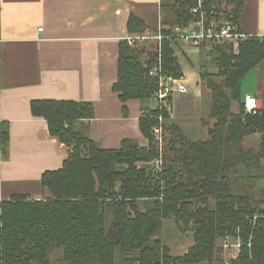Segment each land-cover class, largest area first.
<instances>
[{"label": "trees", "instance_id": "1", "mask_svg": "<svg viewBox=\"0 0 264 264\" xmlns=\"http://www.w3.org/2000/svg\"><path fill=\"white\" fill-rule=\"evenodd\" d=\"M196 5L197 0H161L156 31L129 15L130 36L153 32L161 39L148 51L145 46L134 47L138 41L119 42L112 90L122 103H146L159 76L182 77L172 47L177 40L174 29L186 28L199 17L191 11ZM242 6V0H201L203 22L221 19L239 26ZM203 44L197 46L199 77L210 92L208 117L214 122L203 141H189L175 124L163 125L170 131L169 144H181L167 147L177 156L170 166L165 163L167 170L159 177L135 163L157 155L150 132L159 118L170 116L171 95L165 98L167 106L157 101V106L141 109L138 126L143 138L149 139L146 147L123 139L115 149L100 147L76 129L80 119L92 116L89 103L31 101V113L45 119L49 133L71 150L60 168L42 173L40 199L15 194L0 201V264H52L53 252L65 264H116L117 253L124 264L134 252L136 264H167L171 257L153 236L169 216L182 226L191 224L193 230L194 245L184 255L172 257L177 264L212 260L217 238L227 237H238L240 250L235 258L218 264H264V111L247 112L241 97L243 78L264 59V39L247 35L237 52L225 42ZM145 52L148 57L141 62ZM154 64L159 69L155 78L149 76ZM233 101L236 112L231 110ZM255 133L260 134L258 149L243 148L244 138ZM8 141L2 130V150ZM256 180H262L260 192L247 193L245 185ZM139 200L149 201L144 212L139 211Z\"/></svg>", "mask_w": 264, "mask_h": 264}, {"label": "crops", "instance_id": "2", "mask_svg": "<svg viewBox=\"0 0 264 264\" xmlns=\"http://www.w3.org/2000/svg\"><path fill=\"white\" fill-rule=\"evenodd\" d=\"M242 1L240 31L264 39V0ZM130 14L156 31L161 0H0V137L2 130L9 135L5 150L0 143V201L15 194L39 199L42 173L60 168L71 150L49 133L45 119L31 113L32 100L89 103L92 116L80 119L76 129L104 149L118 148L123 139H144L141 109L154 105L122 103L112 90ZM184 42L172 45L185 87L172 93L171 116L178 120L201 118L210 106L196 70L199 48ZM246 95L264 111V59L243 78L242 99Z\"/></svg>", "mask_w": 264, "mask_h": 264}, {"label": "rangeland", "instance_id": "3", "mask_svg": "<svg viewBox=\"0 0 264 264\" xmlns=\"http://www.w3.org/2000/svg\"><path fill=\"white\" fill-rule=\"evenodd\" d=\"M192 11V9H191ZM194 13V12H193ZM202 14L203 17L205 16V12L202 10ZM201 20L200 17H196L195 20L191 21L186 28L188 30H192L198 27L197 22ZM181 28V27H180ZM179 28H175L174 32L177 33ZM147 36H151L154 37L155 34H153V32L150 33H145ZM179 39V38H176ZM179 40H183L184 39H179ZM177 42V40H174ZM186 43L188 41H185ZM184 42V44H186ZM209 40L206 42L208 43ZM205 43V42H204ZM203 44L207 45V44ZM227 44H229V42H225ZM183 44V45H184ZM189 45L195 46L193 44H190L189 42L187 43ZM186 44V45H187ZM150 45L153 46L152 49L155 48V46L158 47V40L155 38H151L148 40H146L145 43L139 42L136 43V46H145L146 50L148 51L149 49H151ZM231 45V44H229ZM234 52H237L238 48H234L232 47ZM206 47L204 48V51H206ZM198 52V51H197ZM194 55V58L197 60L196 61V70L199 73V62H198V54ZM199 56H200V51H199ZM148 57V54L142 53L140 55V61L144 62ZM156 68L155 64L150 68V70ZM214 71V66L212 67ZM150 77L155 78L153 75H150ZM175 79V78H174ZM157 89L155 91L158 90L159 88V84L157 85ZM154 91V92H155ZM154 92L151 94V96L149 97L148 100H145L146 103H151L154 106L158 105V100L154 97ZM172 96V94H171ZM172 99V97H171ZM158 101V102H157ZM162 104H164L165 106H167L166 101L163 100L161 101ZM171 110V107H170ZM231 110L232 112H236L237 111V103L235 101L232 102L231 104ZM209 114V112H208ZM208 114H204L201 118H197V119H187V120H178V119H174L171 116V111H170V116L167 119H159L158 120V126L160 127V131L158 133L154 132L152 130V128L156 125H154L151 128V132H150V137L152 139V144L155 146L156 150H157V155L155 157H153L151 160L148 161H137L135 163L137 168H142L145 167L147 168L148 171H150V173L153 174L154 177H159L160 175L162 176L163 171H166L167 168L165 169V163L167 166H170L171 161L173 158H175L177 155L170 151L167 150V147H171V146H176L178 148H180V144L181 143H170L169 144V132L170 131H166L163 128V125L167 126V124L172 123L175 124L177 126V128L180 129V133L181 135L183 134L189 141H198V140H206L208 138V129L209 127L212 126L214 119L209 118ZM257 133L255 134H251L248 135L244 138L243 143H242V147L243 148H251L253 150H257L258 149V145H259V141H260V134H257L258 137H256ZM175 135V134H173ZM138 142V141H137ZM149 143V139L144 138L143 140L139 141L138 144L140 146H147ZM172 156V158H171ZM169 160V161H168ZM263 165H264V159L262 161ZM246 189H247V193H252V194H258L261 190L262 187V180H256L255 183H252L251 185H245ZM31 199H33V197H30ZM35 199V198H34ZM40 199V198H39ZM149 201L146 200H139L138 201V207H139V211L140 212H144V210L146 209L147 205H149L148 203ZM159 238L161 240V242L163 243V245L165 246L166 249V254L167 256L171 257L170 262H167V264H177L172 257H178V256H182L184 255L186 252H188V250L194 245V238H193V230L191 227V224H189L188 226H182L181 224H178L174 221L172 216H169L166 219H163L161 227L159 228V230L157 231L156 235L153 236V238ZM240 246H241V241L238 237H227V238H217L216 240V248L214 250V253L212 255V260H202L199 263H195V264H218L219 262H224L227 263L229 260L235 258L238 255V252L240 250ZM54 253V252H53ZM50 255V259H51V263L52 264H65L63 261H61L58 257L59 253H54V254ZM132 257L130 258L131 260H127L124 262V264H136V259L135 257L136 252L133 253V255H131ZM115 262L116 264H121L120 262V256L117 253L116 258H115ZM179 264V263H178Z\"/></svg>", "mask_w": 264, "mask_h": 264}, {"label": "built area", "instance_id": "4", "mask_svg": "<svg viewBox=\"0 0 264 264\" xmlns=\"http://www.w3.org/2000/svg\"><path fill=\"white\" fill-rule=\"evenodd\" d=\"M192 12L199 14L201 20L197 22L198 27L192 30L187 28H179L175 35L179 39H184L195 46H199L202 43L206 44H221L224 42H229L235 49L238 48L239 42L246 37V35L240 31L239 26L233 24L232 22L226 20H215L211 19L210 22L205 25L204 17L201 9V0H197L196 7L192 8ZM151 38H155L158 41L161 39L160 34H155L154 37L143 35H133L128 36L127 41L132 44L134 41L143 42ZM158 67L152 69L150 74L153 76L158 75ZM175 90L184 91L185 87L182 82H179L178 79L159 76V88L154 92V97L159 101L165 100L168 95H171ZM244 108L249 113H256L257 100L255 97L246 95L244 97ZM160 119V118H159ZM152 130L156 133L160 131L158 125L154 126Z\"/></svg>", "mask_w": 264, "mask_h": 264}]
</instances>
